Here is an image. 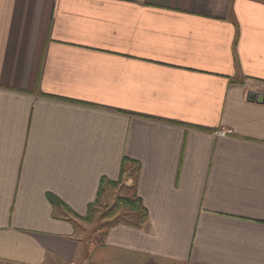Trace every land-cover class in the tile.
Masks as SVG:
<instances>
[{"label": "crops", "instance_id": "1", "mask_svg": "<svg viewBox=\"0 0 264 264\" xmlns=\"http://www.w3.org/2000/svg\"><path fill=\"white\" fill-rule=\"evenodd\" d=\"M250 94L264 0H0V264H264ZM121 187L145 217L90 247Z\"/></svg>", "mask_w": 264, "mask_h": 264}, {"label": "rangeland", "instance_id": "2", "mask_svg": "<svg viewBox=\"0 0 264 264\" xmlns=\"http://www.w3.org/2000/svg\"><path fill=\"white\" fill-rule=\"evenodd\" d=\"M130 196L121 187L119 192L110 194L105 202H97L91 208L89 217L84 220H78L76 228V236L85 241L89 246L99 244L105 232L112 226L117 224H133L136 223L131 210L127 207L118 206L117 201L120 198Z\"/></svg>", "mask_w": 264, "mask_h": 264}, {"label": "trees", "instance_id": "3", "mask_svg": "<svg viewBox=\"0 0 264 264\" xmlns=\"http://www.w3.org/2000/svg\"><path fill=\"white\" fill-rule=\"evenodd\" d=\"M113 185H114V184H113ZM115 185H116V184H115ZM115 185H114V186H115ZM47 198H48L49 202H50L52 205H57V204H59V201H58L55 197H53V196H51V195H48ZM117 204H118V206L127 207L129 210H131V211H133V212H134V211L140 212V213H141V218H144V217H145V215H144V210H143V208L141 207L139 200H137V199L129 200V199H126V198H120V199L117 201ZM91 208H92V206H89V207H88L87 215H86V217L83 218L82 220H84V219H86V218L89 217V214H90V212H91Z\"/></svg>", "mask_w": 264, "mask_h": 264}, {"label": "water", "instance_id": "4", "mask_svg": "<svg viewBox=\"0 0 264 264\" xmlns=\"http://www.w3.org/2000/svg\"><path fill=\"white\" fill-rule=\"evenodd\" d=\"M249 101H256L257 103H264V96L263 95H254V94H250L248 96Z\"/></svg>", "mask_w": 264, "mask_h": 264}]
</instances>
